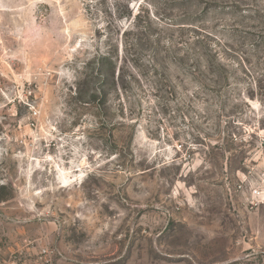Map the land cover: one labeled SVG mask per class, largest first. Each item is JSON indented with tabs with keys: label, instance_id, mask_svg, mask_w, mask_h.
Masks as SVG:
<instances>
[{
	"label": "rangeland",
	"instance_id": "obj_1",
	"mask_svg": "<svg viewBox=\"0 0 264 264\" xmlns=\"http://www.w3.org/2000/svg\"><path fill=\"white\" fill-rule=\"evenodd\" d=\"M254 186L264 0H0V258L264 264Z\"/></svg>",
	"mask_w": 264,
	"mask_h": 264
},
{
	"label": "built area",
	"instance_id": "obj_2",
	"mask_svg": "<svg viewBox=\"0 0 264 264\" xmlns=\"http://www.w3.org/2000/svg\"><path fill=\"white\" fill-rule=\"evenodd\" d=\"M251 197H252V202H262L264 200V186H254L253 189H251ZM43 257H47L48 254H50L49 249H43L42 251Z\"/></svg>",
	"mask_w": 264,
	"mask_h": 264
},
{
	"label": "crops",
	"instance_id": "obj_3",
	"mask_svg": "<svg viewBox=\"0 0 264 264\" xmlns=\"http://www.w3.org/2000/svg\"><path fill=\"white\" fill-rule=\"evenodd\" d=\"M0 264H16L13 260H12V256H2L0 258Z\"/></svg>",
	"mask_w": 264,
	"mask_h": 264
}]
</instances>
